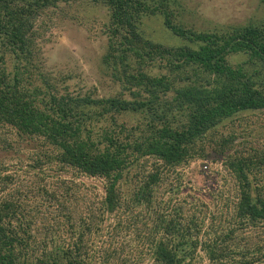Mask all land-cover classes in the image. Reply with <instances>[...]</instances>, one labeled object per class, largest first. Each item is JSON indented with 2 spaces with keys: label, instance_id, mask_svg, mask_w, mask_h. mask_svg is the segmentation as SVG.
Masks as SVG:
<instances>
[{
  "label": "trees",
  "instance_id": "trees-1",
  "mask_svg": "<svg viewBox=\"0 0 264 264\" xmlns=\"http://www.w3.org/2000/svg\"><path fill=\"white\" fill-rule=\"evenodd\" d=\"M175 3L0 0V149L16 137L40 168L48 147L57 177L18 181L0 161V264H264V25L187 28ZM82 5L105 9L114 97L61 92L37 61L45 19ZM153 16L178 45L145 37ZM197 160L226 173L213 213L173 197Z\"/></svg>",
  "mask_w": 264,
  "mask_h": 264
},
{
  "label": "rangeland",
  "instance_id": "rangeland-1",
  "mask_svg": "<svg viewBox=\"0 0 264 264\" xmlns=\"http://www.w3.org/2000/svg\"><path fill=\"white\" fill-rule=\"evenodd\" d=\"M171 8L176 10L175 22L197 30H221L228 26H243L248 23L264 25V0H176ZM52 12L54 14H50L51 19L46 18L47 21L39 30L40 53L37 55V61L40 62L44 74L61 92L66 88L73 94H91L98 98L117 95L120 88L114 84L101 63L108 44V33L104 25L107 21L105 9L100 6L82 5L79 9L66 11L65 15H59L58 12L55 14V10ZM141 30L145 37L153 42L166 46H176L180 43V40L164 27L162 16L145 18ZM121 118L128 125L135 119L131 116ZM10 141L13 149L10 148L9 152L0 149V161L3 160L8 166V171L4 174H14L18 181L27 180L36 174L46 176L45 182L50 178L51 181L57 178L53 176V172H49V167L53 165L47 162L49 160L46 155L51 152L48 147L39 149L38 159L44 164L33 169L27 165L29 157L33 155L35 158L36 155L32 147L20 142L16 137H12ZM19 161L23 163L20 164ZM202 162H207L208 166ZM222 167L219 161L212 160H197L191 163L183 171V189H180L177 195L173 194V197L179 201L186 200L189 204L195 202L200 205L203 202L213 213L210 192L212 188L221 189L225 186L221 176L226 173ZM60 176L74 177L77 182L93 187L94 194L99 197L102 195V181L99 179L75 176L69 171L58 175ZM6 193L7 190L4 194ZM164 198L166 199L165 196ZM118 240L126 246L131 238L119 236ZM134 240L130 243L134 244Z\"/></svg>",
  "mask_w": 264,
  "mask_h": 264
},
{
  "label": "built area",
  "instance_id": "built-area-1",
  "mask_svg": "<svg viewBox=\"0 0 264 264\" xmlns=\"http://www.w3.org/2000/svg\"><path fill=\"white\" fill-rule=\"evenodd\" d=\"M205 169H207V167H205Z\"/></svg>",
  "mask_w": 264,
  "mask_h": 264
}]
</instances>
